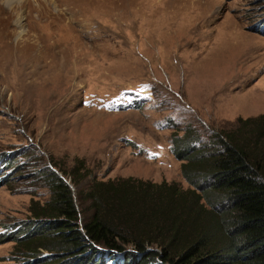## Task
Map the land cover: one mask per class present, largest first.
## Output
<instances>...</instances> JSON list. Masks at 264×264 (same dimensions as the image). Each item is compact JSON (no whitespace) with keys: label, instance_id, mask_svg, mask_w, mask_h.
Returning a JSON list of instances; mask_svg holds the SVG:
<instances>
[{"label":"rangeland","instance_id":"374dc122","mask_svg":"<svg viewBox=\"0 0 264 264\" xmlns=\"http://www.w3.org/2000/svg\"><path fill=\"white\" fill-rule=\"evenodd\" d=\"M263 31L264 0H0V239L33 222L49 169L81 211L94 176L189 188L171 151L189 126L264 156ZM14 245L0 264L22 260Z\"/></svg>","mask_w":264,"mask_h":264},{"label":"trees","instance_id":"16d2710c","mask_svg":"<svg viewBox=\"0 0 264 264\" xmlns=\"http://www.w3.org/2000/svg\"><path fill=\"white\" fill-rule=\"evenodd\" d=\"M171 151L189 188L94 176L80 211L66 177L49 169V198L33 222L8 227L0 241L14 242L17 264H264V156L232 135L203 141L191 126L173 135Z\"/></svg>","mask_w":264,"mask_h":264},{"label":"bare ground","instance_id":"6f19581e","mask_svg":"<svg viewBox=\"0 0 264 264\" xmlns=\"http://www.w3.org/2000/svg\"><path fill=\"white\" fill-rule=\"evenodd\" d=\"M4 1H5V2H8V3H12V2H13V0H4ZM14 1H15V0H14ZM20 5H21V4H20ZM20 5H16V8H15V9L17 10V8H19V7L21 8ZM15 9H10V10L13 12V11H16ZM21 22H22V17H21L20 20H19V27H20V29H23L24 26H22L23 23H21ZM17 23H18V22H17Z\"/></svg>","mask_w":264,"mask_h":264},{"label":"crops","instance_id":"0c3cea01","mask_svg":"<svg viewBox=\"0 0 264 264\" xmlns=\"http://www.w3.org/2000/svg\"><path fill=\"white\" fill-rule=\"evenodd\" d=\"M253 86V85H252ZM251 87V86H250Z\"/></svg>","mask_w":264,"mask_h":264}]
</instances>
